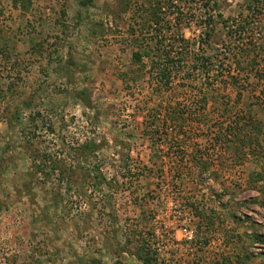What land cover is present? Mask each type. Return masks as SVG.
Here are the masks:
<instances>
[{
    "label": "rangeland",
    "instance_id": "1",
    "mask_svg": "<svg viewBox=\"0 0 264 264\" xmlns=\"http://www.w3.org/2000/svg\"><path fill=\"white\" fill-rule=\"evenodd\" d=\"M176 34L209 70L165 85L149 59ZM261 46L264 0H0V264H264V156L220 117L264 149ZM201 93L207 122L171 127Z\"/></svg>",
    "mask_w": 264,
    "mask_h": 264
},
{
    "label": "trees",
    "instance_id": "2",
    "mask_svg": "<svg viewBox=\"0 0 264 264\" xmlns=\"http://www.w3.org/2000/svg\"><path fill=\"white\" fill-rule=\"evenodd\" d=\"M252 4L258 0H249ZM154 2V1H152ZM150 3V10L147 9V15L148 17L145 18V20L147 22H149L150 24H157L161 19H163V17L160 15L159 13V9L160 7L159 2L156 3ZM142 17V16H141ZM156 29V28H154ZM243 25L242 24H236L234 29H229L228 28V32L230 35H232V32H235V34H238V36L240 37V40L242 39V31H243ZM156 31V30H154ZM206 32V36L208 39L209 34L208 31ZM206 39V40H207ZM201 40V39H200ZM197 41V40H194ZM203 40H201L202 42ZM157 42V40H156ZM179 43V44H178ZM193 45V44H192ZM190 43L188 41V39H185L182 35H175L172 37L171 41H169V43L167 44H161L157 47L156 43H154V46L152 47L155 50V53H153L150 56V68H151V74L154 73L155 76L161 80L162 82L165 83V85L168 84L170 78H172V74H177L178 72H180L181 70H183L184 68H190L189 70H187V75L191 74V71H196V69H198V66H201L200 70H204L205 73H208V66L205 64V62H200L202 60H197L194 59V57H189L191 54V50H190ZM264 46L259 47L260 49H262ZM150 50H148L147 48H145L142 52H134L132 57H133V61L134 62H140L141 63V59L143 55H149ZM195 60V61H194ZM188 61L192 62L191 66L187 65ZM194 61V62H193ZM203 61H209L208 58L206 57V59H203ZM208 64H211L210 62H208ZM192 69V70H191ZM184 75V73H183ZM120 79L123 82H127L128 77H127V73L126 72H122L120 73ZM259 76L261 78H264V74L261 72L259 73ZM234 80V83H238L239 79H237V77H232ZM202 90V89H201ZM202 92V91H201ZM240 97V95L238 96ZM259 99V105L264 109V95L262 97H257ZM207 96L205 93H201L199 100L196 101V103H194L193 107H188L187 105H181L180 107H171V111L169 113V124H172L171 127L175 128V127H180V123L182 122V120L184 121L185 119L187 120H191L193 119V121L195 120L198 123H206L207 122V115L204 112V108L206 106L207 103ZM220 117L223 120H229L230 122H233L234 128H236L239 133H241V135L239 136L238 134L235 133V136L238 137L237 139L240 140V142H242V146L244 148V146H247L248 149L250 148H256L258 149L256 152L260 155V156H264V149L259 146L258 144V134H260L262 132V127L260 125L259 122L255 121L254 119H252L250 116L244 117L243 119V123L240 125L239 118L240 117H232L230 114L227 113V108L224 107L223 110L220 112ZM159 118V113L155 112L153 113L152 117H149V124H154L155 122H157V120ZM171 122V123H170ZM228 126V125H227ZM230 126V125H229ZM247 130H245V128ZM244 128V130H243ZM149 132V131H148ZM147 132V133H148ZM152 133V131H150ZM157 133V131H156ZM162 133V131L158 134V136ZM166 134H168L167 132H165ZM150 134V133H149ZM165 134V135H166ZM228 136L229 134L227 132H222L220 131V133H216L215 134V138L216 139H220V142H224V141H228ZM169 139L171 140L172 137L170 135ZM222 150H224L226 148L225 147H221ZM190 164H193L194 167L196 168V171H198L199 173L206 171L209 169V166L211 164V161L209 160V157H202L200 155H191L190 157ZM183 165H181V163H178V167L179 168H183ZM160 172H162L161 167L158 168ZM61 172H64L61 170ZM65 173V172H64ZM66 175H62L61 177H67L70 176V174L65 173ZM97 184H100V181H97ZM199 215H202L201 213H197ZM150 249H147L146 251V255L144 257L140 258L142 259V261L145 264H150L151 261V256L148 255V251Z\"/></svg>",
    "mask_w": 264,
    "mask_h": 264
},
{
    "label": "built area",
    "instance_id": "3",
    "mask_svg": "<svg viewBox=\"0 0 264 264\" xmlns=\"http://www.w3.org/2000/svg\"><path fill=\"white\" fill-rule=\"evenodd\" d=\"M183 233H184V236H186L187 238L192 237V232L187 230L186 228L183 229Z\"/></svg>",
    "mask_w": 264,
    "mask_h": 264
}]
</instances>
